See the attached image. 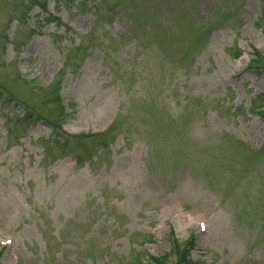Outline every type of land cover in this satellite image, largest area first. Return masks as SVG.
Returning a JSON list of instances; mask_svg holds the SVG:
<instances>
[{
    "label": "rangeland",
    "instance_id": "rangeland-1",
    "mask_svg": "<svg viewBox=\"0 0 264 264\" xmlns=\"http://www.w3.org/2000/svg\"><path fill=\"white\" fill-rule=\"evenodd\" d=\"M0 264H264V0H0Z\"/></svg>",
    "mask_w": 264,
    "mask_h": 264
}]
</instances>
